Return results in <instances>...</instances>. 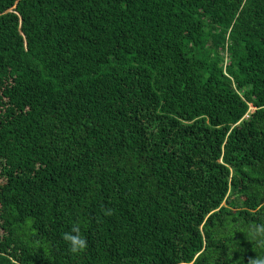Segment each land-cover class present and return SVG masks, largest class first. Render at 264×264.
Returning <instances> with one entry per match:
<instances>
[{
  "label": "trees",
  "instance_id": "16d2710c",
  "mask_svg": "<svg viewBox=\"0 0 264 264\" xmlns=\"http://www.w3.org/2000/svg\"><path fill=\"white\" fill-rule=\"evenodd\" d=\"M257 223L264 0H0V264H248Z\"/></svg>",
  "mask_w": 264,
  "mask_h": 264
},
{
  "label": "clouds",
  "instance_id": "9594fccd",
  "mask_svg": "<svg viewBox=\"0 0 264 264\" xmlns=\"http://www.w3.org/2000/svg\"><path fill=\"white\" fill-rule=\"evenodd\" d=\"M232 232L241 231L239 225H233L230 229ZM248 231L251 233L253 239H259L260 243H264V223H257L254 225H249ZM62 239L66 242L68 251L72 254H79L87 249L88 241L87 239L81 234V230L79 226L72 225L70 229L63 233ZM228 247V244L225 243ZM232 251L228 247V254ZM248 264H264V257L256 256L253 259L248 261Z\"/></svg>",
  "mask_w": 264,
  "mask_h": 264
}]
</instances>
